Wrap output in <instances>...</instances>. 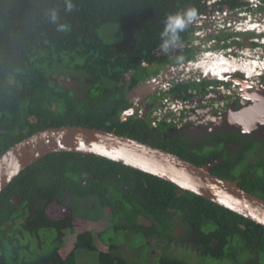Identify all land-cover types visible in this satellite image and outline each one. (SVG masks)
Returning a JSON list of instances; mask_svg holds the SVG:
<instances>
[{"label":"trees","instance_id":"obj_1","mask_svg":"<svg viewBox=\"0 0 264 264\" xmlns=\"http://www.w3.org/2000/svg\"><path fill=\"white\" fill-rule=\"evenodd\" d=\"M204 1L72 0L74 8L68 12L65 0H0V155L48 127H96L150 143L198 166L209 163L213 174L230 180L236 175L240 187L264 198V138L240 140L234 133H210L211 141L224 143L231 137L238 146L213 148L203 140L192 143L178 132L172 139H163L159 128L167 125L154 128L149 117H121L131 108L129 91L162 65L190 57L177 47L167 54L161 51L165 18L187 9H195L197 16ZM227 2L231 8L241 5L238 0ZM53 9L65 30L51 22ZM109 25L121 29V38L114 43L99 35V29ZM191 30L187 24L178 43ZM71 73L89 80L80 84L83 94L74 95L52 80L56 74ZM65 197L81 204L92 202L86 210L90 215L49 217L48 205L54 200L64 204ZM84 214L91 219L83 220ZM102 218L104 228L94 230L84 224ZM178 226L181 241L192 244L202 259L264 264L263 225L109 158L54 152L25 168L0 193V264H78L80 249L95 254L97 264H143L120 253L115 239L104 237L107 230L143 235L147 241L154 239L153 246L164 243L167 249ZM65 227L75 234L63 255L65 240L60 231ZM49 238L43 250V241ZM158 264L190 263L160 255Z\"/></svg>","mask_w":264,"mask_h":264},{"label":"water","instance_id":"obj_2","mask_svg":"<svg viewBox=\"0 0 264 264\" xmlns=\"http://www.w3.org/2000/svg\"><path fill=\"white\" fill-rule=\"evenodd\" d=\"M135 110L131 107L130 112ZM163 115L167 116L168 112ZM153 118H156L154 114ZM54 152L109 158L171 182L179 189L198 194L264 226V198L240 187L238 180L213 174L209 163L198 166L126 134L81 125L48 127L10 146L0 155V193L25 168Z\"/></svg>","mask_w":264,"mask_h":264},{"label":"flooded vegetation","instance_id":"obj_3","mask_svg":"<svg viewBox=\"0 0 264 264\" xmlns=\"http://www.w3.org/2000/svg\"><path fill=\"white\" fill-rule=\"evenodd\" d=\"M226 0H217L211 4H202V12L197 15L195 20L188 22V25L192 27L190 33L195 32L197 27L199 30L206 27V16L212 11L221 8L222 6H227L229 3L225 4ZM199 16L201 18L199 19ZM189 34V33H188ZM196 35V34H194ZM187 36V39L181 43H178L175 47L187 50L189 58H181L179 62L173 61L169 64L172 65H183L186 64L189 60L195 59L196 56H200L202 52L207 50H223L225 53L229 54L230 47L237 44V39L235 35H227L224 38H220L217 42L210 43L209 40L212 39L209 37H200V36ZM172 57V56H171ZM175 57V55H173ZM165 69V64L157 69L158 73L160 70ZM200 72L199 77L204 76V70H198ZM155 73V74H156ZM183 72L179 74L181 76ZM154 75V74H152ZM150 75V76H152ZM228 76L225 80L212 81L207 79H199V81L191 82L189 79L174 81L163 77L165 80V85L162 87L161 95L148 94L149 89L146 86H142L144 91H146L147 96L146 102L144 104L147 107H144L140 112V117L138 118H150V123L152 124V116L154 113L153 109L157 107L160 103V100L163 98H169L173 100L174 98H180L184 101H187L189 104L196 105L203 113L211 115L212 118L216 121L211 126H193L188 125L182 129H174L173 126H167L166 128L160 129V137L173 138V135L178 132L179 136H183L186 140L192 143H198L203 140L204 144H207L209 147L221 148L222 146H229L232 148H237L236 141L231 137H226L224 143L211 141L210 133H215L220 135H227L228 133H234L239 135L240 140L242 138L252 136L255 140L259 138H264V100L261 102V106L256 107L254 112L248 113L247 110H250L253 107V103L247 100H244L238 95V92L241 90L240 85H246V74H240L235 72L234 74L226 75ZM125 81V78H124ZM165 89V90H164ZM179 90V92H177ZM134 94V99L142 102L145 95L140 94L139 91H129ZM129 94V93H128ZM127 94V95H128ZM263 94V92H262ZM252 95V94H250ZM130 99V98H129ZM131 100V99H130ZM131 102V101H130ZM143 104V105H144ZM200 111V112H201ZM247 111V112H246ZM134 115L133 112L128 111ZM153 126V125H152ZM157 128V126H153ZM173 129V130H171ZM117 133V132H116ZM119 134V133H118ZM244 134V135H243ZM221 160V159H220ZM218 161H213V163H218ZM239 180V179H235ZM65 214V212H63ZM65 216V215H64ZM63 216V217H64ZM63 229L60 231V238L63 240L64 235L61 234Z\"/></svg>","mask_w":264,"mask_h":264},{"label":"built area","instance_id":"obj_4","mask_svg":"<svg viewBox=\"0 0 264 264\" xmlns=\"http://www.w3.org/2000/svg\"><path fill=\"white\" fill-rule=\"evenodd\" d=\"M217 0H205L207 2L214 3ZM241 5L235 7L222 6L206 16V27L202 29L195 28L193 32L194 36L209 37L210 43L217 42L220 38H224L227 35H235L237 44L232 45L229 49L230 53L227 54L223 50H207L202 52L200 56H196L195 59L189 60L183 65L165 64V69L160 70L158 73L147 77L140 86V94L142 95L146 91L142 86H146L149 89L148 94L161 95L162 87L165 85V80L161 79L165 76L167 79L174 81L188 79L187 74L184 72L190 69L201 68L204 69L207 77L215 78L222 73L224 80L228 78L226 75L234 74L237 70H243V66L253 63L258 65V68L252 67L251 74L246 76V85H240L241 90L238 95L244 100L249 96V85L251 83L259 85L261 77L264 75V0H238ZM201 16H199V19ZM240 34L249 35L250 37H242ZM211 60V64L208 65V61ZM231 64V65H230ZM183 69V74L179 76L178 71ZM220 70L219 73L217 71ZM262 73L261 76H258ZM199 77L196 74L191 76V81H199ZM189 80V81H190ZM165 90V89H164ZM147 93V92H146ZM144 94L147 99L149 96ZM134 103V102H133ZM132 104V102H131ZM136 110L133 112L136 117H140V112L146 104L142 106H132ZM131 109H129L130 111ZM128 113V110H126ZM126 111L122 114V118H126ZM154 113L161 114L163 112H169L170 116L167 118L158 117L152 121L153 126H157L159 122L165 121L166 123L173 124L177 128H181L186 124H201L205 123L207 117L201 115V119L197 117V113L201 110L194 104H189L180 98H163L156 108L153 109ZM203 112V111H201Z\"/></svg>","mask_w":264,"mask_h":264},{"label":"rangeland","instance_id":"obj_5","mask_svg":"<svg viewBox=\"0 0 264 264\" xmlns=\"http://www.w3.org/2000/svg\"><path fill=\"white\" fill-rule=\"evenodd\" d=\"M209 3L210 2H207L208 5ZM99 35L105 42L114 43L120 40L121 29L117 25L105 26L99 29ZM239 36H242L244 38L250 37L249 35H244V34H240ZM71 75L74 77V80L69 79L67 77V74H64V75L56 74L55 76H52L53 77L52 80L57 85H61V86L65 85L66 87L70 88L71 92L74 93V95L78 93L80 95L83 94V91L80 89V84H86L87 82H89V80H87L85 76H81L79 73H73ZM128 78H129V73L125 76V81L128 80ZM76 85L78 86V88ZM128 97L131 99L130 101L132 102L131 107L143 105V102H140L133 98L134 97L133 93L129 92ZM125 115H128L127 111ZM235 169L236 171H238L240 169V165H237ZM228 175L229 177L231 176L230 173H228ZM233 177L235 179H238L236 175H233ZM13 200L17 202L18 198L16 197ZM64 200H65L64 204H59L55 200L51 204H49L47 207V215L54 219H59V218H62L66 214H72V213L78 216L82 214L83 212L90 215V213L87 212L86 210L92 204V202L85 201L81 204L79 201H75L74 199L72 200L70 197H65ZM63 212H65V214H63ZM172 214H173V217L177 220L178 216L173 211H172ZM82 217H83V220L91 219L85 214ZM94 217L96 216L94 215ZM144 220H145L144 218L141 219L142 222H148V219H146L147 221L146 220L144 221ZM105 221L106 220L102 218L100 219V222H97V223H95L94 221H92L91 224L84 223L83 221L82 223L88 225L89 228L94 229V227L104 228ZM181 231L182 229L180 228V226H178V229L174 233V239L171 241V244L169 245L167 249H164L162 247V246H167L164 243L160 246L158 245V243L154 242V246H153V244L151 243H153L154 239H149L147 241L143 235L133 234L130 231L115 232L111 229V230H107L104 237H111L115 239V242H117L120 245V249H119L120 253L128 257L130 256L134 257L135 263H138L141 261L143 264H158V257L160 255L175 256L179 259L188 261L190 264H217L218 263L217 260H214L211 258H203V259L200 258L198 255V250L195 249L192 246V244L186 241H181V238H180ZM61 234L65 236L64 237L65 249H63V255H65L68 252V250L71 248V243L74 239L75 231L74 230L72 231L71 228L65 227L63 228ZM50 240L51 238L47 239L46 241H43V242H46L45 246L42 247L43 250L45 249L46 245L50 244ZM95 241H97L98 243V240H95ZM152 246L154 250L153 253L149 251L152 249ZM80 250L81 251H79L78 255L76 252V258H77L78 264H97V262L93 260V257L95 258V254L86 253L82 249ZM149 257H152L153 261H150ZM220 264H239V263H232L231 261H228V260H222Z\"/></svg>","mask_w":264,"mask_h":264},{"label":"clouds","instance_id":"obj_6","mask_svg":"<svg viewBox=\"0 0 264 264\" xmlns=\"http://www.w3.org/2000/svg\"><path fill=\"white\" fill-rule=\"evenodd\" d=\"M65 7H66V11L68 12H71L74 8V4L72 2V0H65ZM196 15V11L195 9H187L183 12H177V13H172V14H169L166 18H165V21H164V28L162 30V32L160 33V36H161V44H160V49L163 53L167 54L169 52V50L171 48H174L179 39H180V32H182L186 26H187V23L189 21H191ZM50 19H51V22L56 24L57 25V29L60 30V31H63L65 30V25L64 24H60V23H57L58 19H59V16H58V11L56 9H53L50 13ZM190 36H193V33H190ZM259 66H262L261 63L258 64ZM258 65H254L253 63H249L248 65L246 66H243V70H237L236 72H239L240 74H246V76L250 75L252 72H251V68L254 67V68H258ZM198 70H201V68H195V69H190V70H187L184 72V74L186 75L187 74V77L188 79L190 80L191 79V76L193 74H196L198 75L199 77V74L200 72ZM204 70V69H203ZM264 69H261V71H263ZM181 72H183V69L179 70L178 71V74H180ZM73 74V73H71ZM71 74H67V77L69 79H72L74 80V77L71 75ZM262 73H260L258 76H261ZM224 75H222V73H220L218 75V77H215V78H211V77H207V75L205 74L204 76L202 77H199L200 79H207V80H212V81H219V80H224L223 78ZM161 81L163 82L164 81V78L161 79ZM191 81V80H190ZM191 82H196V81H191ZM259 85L255 86L256 84H253L251 83L249 85V96H247V98L245 100L247 101H250L253 103V107L250 109V110H247L248 113H251V112H254L253 109H255L256 107H259L261 106V102L264 100V75L261 77L260 79V83H258ZM64 87H66L65 85H62ZM77 86V85H76ZM140 86H137L135 87L133 90L134 91H139L140 92ZM263 92V94H262ZM145 94V93H143ZM252 94V95H250ZM143 104L146 102V100H143L142 101ZM131 109V108H130ZM246 111V112H247ZM168 112V111H167ZM165 112L161 113V114H156V118H153L152 116V120H156L158 117L160 118H167L168 116H170L169 112H168V115L167 116H164ZM201 115L202 116H206L207 119L205 121V123H201V124H186L184 125L183 127L181 128H177L175 125L173 124H169V123H166L165 121H162V122H159L157 124V127H160V124H166L167 126H173L174 129H182L184 127H187L188 125H193V126H211L213 123H215L216 121L212 118L211 115H207V113H203V112H199L197 113V117L199 119H201ZM161 129V128H159ZM211 165V164H210Z\"/></svg>","mask_w":264,"mask_h":264},{"label":"bare ground","instance_id":"obj_7","mask_svg":"<svg viewBox=\"0 0 264 264\" xmlns=\"http://www.w3.org/2000/svg\"><path fill=\"white\" fill-rule=\"evenodd\" d=\"M211 60H212V58L208 61V65H210V66H214L213 64H211ZM231 65V64H230ZM220 72V70H218L217 71V73H219Z\"/></svg>","mask_w":264,"mask_h":264}]
</instances>
